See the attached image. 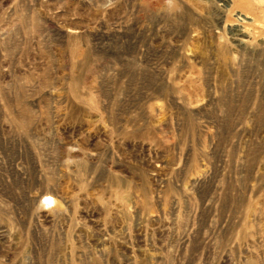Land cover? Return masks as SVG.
Returning a JSON list of instances; mask_svg holds the SVG:
<instances>
[{
  "label": "rangeland",
  "instance_id": "374dc122",
  "mask_svg": "<svg viewBox=\"0 0 264 264\" xmlns=\"http://www.w3.org/2000/svg\"><path fill=\"white\" fill-rule=\"evenodd\" d=\"M226 2L0 0V264H264V0Z\"/></svg>",
  "mask_w": 264,
  "mask_h": 264
},
{
  "label": "bare ground",
  "instance_id": "6f19581e",
  "mask_svg": "<svg viewBox=\"0 0 264 264\" xmlns=\"http://www.w3.org/2000/svg\"><path fill=\"white\" fill-rule=\"evenodd\" d=\"M218 2H222L223 4H226V0H216ZM249 18V17H248ZM246 16H243V19H248ZM236 36V39H235V42L238 44V45H247L249 44V39L251 38L249 36V34L243 29V28H240V27H237L235 28L234 32H233Z\"/></svg>",
  "mask_w": 264,
  "mask_h": 264
}]
</instances>
